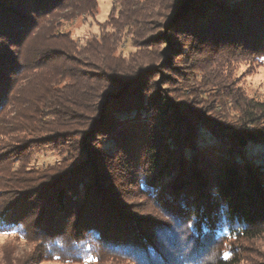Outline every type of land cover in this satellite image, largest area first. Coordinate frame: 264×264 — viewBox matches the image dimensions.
<instances>
[{
  "label": "trees",
  "instance_id": "16d2710c",
  "mask_svg": "<svg viewBox=\"0 0 264 264\" xmlns=\"http://www.w3.org/2000/svg\"><path fill=\"white\" fill-rule=\"evenodd\" d=\"M93 2L0 0V232L34 244L42 262L241 264L264 236V160L247 154L264 148V101L239 90V119L226 121V81L219 113L196 88L172 87L183 73L172 57L192 70L204 55L264 60V0H117L111 36L81 46L57 32ZM123 32L140 36L132 61L116 54ZM43 147L63 160L30 167ZM229 241L239 247L225 259Z\"/></svg>",
  "mask_w": 264,
  "mask_h": 264
},
{
  "label": "rangeland",
  "instance_id": "374dc122",
  "mask_svg": "<svg viewBox=\"0 0 264 264\" xmlns=\"http://www.w3.org/2000/svg\"><path fill=\"white\" fill-rule=\"evenodd\" d=\"M116 1L117 0H95V3L93 2L95 9L90 14L79 12V14L75 13L74 15L69 12L65 13L66 17L59 19L57 22L59 25V30L57 32L70 36L73 42L81 46L86 45L89 41L99 40L104 34L108 33V35L111 36V34L114 33L113 26L109 24L111 15H116L117 17L120 11L119 4H117ZM130 34L131 36L128 35V32H123L122 37L115 43L117 50L116 54L125 61H132V58L140 50L135 43V41L139 40L140 36L136 35L134 37V32ZM42 42V38H37L29 48H35L34 46H39ZM161 47H163V45L154 47L151 54H157V52L161 51ZM161 58L162 57L159 55V57L157 56L156 59L153 60L155 67H162V65H160L161 60L163 61L164 59ZM198 58L200 62L195 69L192 70L189 65L191 62H188L187 59L178 63V59L172 57L173 66L183 70V73H178L176 71L172 72V81L170 82L172 87L177 85L178 90L184 89V95L187 97L192 93L191 88H196V90L201 93L197 94L202 100L201 102L209 101L208 103H211V109L222 113L223 109L220 106V96L224 94L225 90H222L221 87L218 89L216 84H219V80L223 82L226 81V88L228 92L232 94L230 97L224 98L227 104V109L225 111H227L228 119H230L226 121H230L231 123L239 119L233 94L240 90V93L242 92L247 98L264 101V60L245 59L243 57L221 60L219 57L207 55ZM217 71H219V73H217ZM163 72L165 73V71ZM188 72L191 73L187 74ZM166 77H168V74H166ZM155 79L158 82L161 81V78L158 76H156ZM181 81H183V83H181ZM37 82L39 81H34L31 84L25 85L23 88L25 100L33 99L37 95L38 92L35 87H33ZM1 140L2 138L0 137V143ZM206 143L215 145V142L211 139H208ZM206 143L204 141L203 144ZM106 146L110 149L112 148L110 142H107ZM59 148L60 147H43L37 149L31 159H26L29 161L28 165L43 170L60 163L64 157L62 152H59ZM247 154L250 157H255L258 161L264 160V148L259 146H249ZM8 165L12 169L18 168L17 164L13 165V163H9ZM8 165H5V168ZM4 182V178L0 177V187L3 186ZM139 199L140 197L135 195L132 201L135 202ZM153 213L152 208L150 210H145V214ZM238 247L239 245L237 243L229 241L223 246V248L226 249L224 256H229V250H237ZM35 248L34 244L28 243L21 238L19 239L15 235L6 236L3 238V241L0 242V264H17L16 261L18 260H20L21 264H24L23 261L25 262L27 258L33 259V261L28 264H78L64 263L59 260L42 262ZM238 251L240 252L239 254H241V251ZM242 257L243 260L241 264H264V236L253 242L246 243L244 251H242ZM127 263L128 262L125 261L123 264Z\"/></svg>",
  "mask_w": 264,
  "mask_h": 264
},
{
  "label": "snow or ice",
  "instance_id": "6c2138e0",
  "mask_svg": "<svg viewBox=\"0 0 264 264\" xmlns=\"http://www.w3.org/2000/svg\"><path fill=\"white\" fill-rule=\"evenodd\" d=\"M9 235H15V233H6V232H0V242L3 241V238L6 237V236H9ZM228 256L225 255V259H227ZM97 258L96 257H92V256H89L87 261H86V264H94V261L96 260Z\"/></svg>",
  "mask_w": 264,
  "mask_h": 264
}]
</instances>
